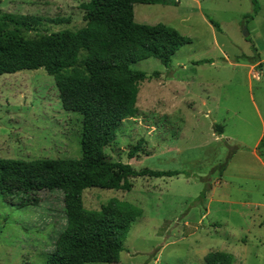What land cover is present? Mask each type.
<instances>
[{"label": "rangeland", "instance_id": "1", "mask_svg": "<svg viewBox=\"0 0 264 264\" xmlns=\"http://www.w3.org/2000/svg\"><path fill=\"white\" fill-rule=\"evenodd\" d=\"M87 1L0 0V14L34 39L83 27ZM168 1L135 4L134 21L162 23L190 43L168 67L153 58L130 66L150 78L139 84L135 116L122 121L104 154L135 171L180 174L128 178L129 191L87 189L83 207L99 211L118 199L142 210L118 261L108 264H203L223 243L239 264H264V0H256L257 12L252 0ZM81 120L62 108L44 69L0 75L1 159L77 160ZM37 197V206L19 209L0 195V264H44L64 230L61 192Z\"/></svg>", "mask_w": 264, "mask_h": 264}, {"label": "trees", "instance_id": "2", "mask_svg": "<svg viewBox=\"0 0 264 264\" xmlns=\"http://www.w3.org/2000/svg\"><path fill=\"white\" fill-rule=\"evenodd\" d=\"M252 2L257 12L256 0ZM135 4L168 5L169 1L88 0L80 6L83 27L34 39L16 33L23 23L14 16L0 14V75L44 69L53 77L62 108L82 117L79 159L0 158V195L10 206H37L40 193L62 194L64 230L44 264L118 261L130 226L142 216V210L118 199L108 200L99 211L86 210L82 203L85 190L129 191L128 178L180 174L146 168L135 171L129 164L108 161L104 154L122 121L135 116L139 84L150 78L130 66L153 58L168 67L172 56L190 43L189 38L162 23H136ZM79 53L83 54L81 69L74 67ZM140 145L137 142L129 151V159ZM206 192L204 189L198 199L203 200ZM232 262V255L221 251L209 252L203 258V264Z\"/></svg>", "mask_w": 264, "mask_h": 264}, {"label": "crops", "instance_id": "3", "mask_svg": "<svg viewBox=\"0 0 264 264\" xmlns=\"http://www.w3.org/2000/svg\"><path fill=\"white\" fill-rule=\"evenodd\" d=\"M260 141V137H259V139H258V142ZM261 166H264L263 164H260ZM208 192V191H207ZM206 192V193H207ZM208 195V194H207ZM259 206H261L263 209H264V204H259ZM242 212H238V214L240 215ZM219 251H221V252H226V253H229V254H231L232 255V257H233V262H232V264H239L240 263V261L238 260V258L236 257V255L234 254V252L232 251V250H230V248H228V246H226L224 243L223 244H221V249L219 250ZM207 254V253H206ZM206 254H204L203 255V258H204V256L206 255ZM202 258V259H203Z\"/></svg>", "mask_w": 264, "mask_h": 264}]
</instances>
